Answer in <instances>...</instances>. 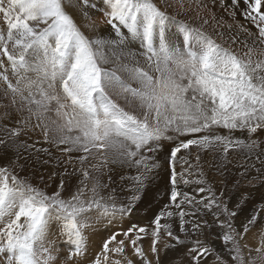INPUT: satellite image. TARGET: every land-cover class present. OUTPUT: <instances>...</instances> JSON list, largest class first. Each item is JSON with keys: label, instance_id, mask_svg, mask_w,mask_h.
Masks as SVG:
<instances>
[{"label": "snow or ice", "instance_id": "1", "mask_svg": "<svg viewBox=\"0 0 264 264\" xmlns=\"http://www.w3.org/2000/svg\"><path fill=\"white\" fill-rule=\"evenodd\" d=\"M79 3L90 6L88 0H79ZM103 3L109 9L105 12L107 23L118 39L109 41L86 35L66 10L77 7V0H0V18L6 24V30L0 28V55L11 62V72L16 78L13 83L8 69L0 70V80L6 84L5 98L10 92L13 104L19 97L28 106L29 119L35 117V126L43 128L46 140L48 113L54 111L64 121L57 130L66 134L60 135L55 143L66 146L63 152L82 153L76 159L85 179L89 171L83 167L84 162L94 153H101V163L106 165L109 159L104 153L115 150L112 163L142 169L130 178L136 185L134 193L142 190L147 173L160 167L155 160L160 141H178L169 157L170 205L178 211L174 213L165 206L154 218L155 227L150 235L155 264H160L157 244L161 231L175 241V244H165V250L184 242L180 235L174 234L171 223L161 221L178 217V231L187 238L213 226L207 220L185 219L205 212L213 215V224L221 229L219 238L225 250L230 255L234 252L231 258L244 264L232 220L237 213L230 211L214 192L208 198L196 200L181 190V184L189 183L186 173L192 165L186 157H178V153L193 146L207 151L219 148L226 160L230 150H238L248 158L254 157L264 167L261 141L250 138L258 130H264V0H231L233 6L244 4L246 18L252 20L258 30L251 45L242 41L248 48L242 55L200 28L169 15L154 0H103ZM175 3L184 10V0H175ZM200 3L201 0H197L198 6ZM173 21L181 33L179 43L167 34L168 25ZM129 38L139 39L144 51L126 50ZM230 39L237 42L236 37ZM105 49L111 51L106 53ZM137 55L142 56L144 66L136 59ZM121 57L129 63L121 64ZM114 62L117 67H106ZM117 68L127 72L138 87L121 78ZM30 72L35 74L34 79L28 75ZM117 86L138 101L141 115L126 110L112 98L109 89ZM219 128L226 129L229 135L213 132ZM169 130L176 135H168ZM237 130L246 132L249 139L232 138L231 133ZM0 132L3 133L0 135L3 149L14 147L19 151L20 147H27L17 146L13 139L21 134L20 127L3 128ZM73 132L76 134L72 135ZM180 136L194 138L179 140ZM196 160H200L199 154ZM177 162L187 164L188 169L177 172ZM251 167L255 168V164ZM246 172L247 167L241 175ZM198 183H203V179ZM102 187L104 185L94 184L87 200L84 187H78L70 197L64 198L61 195L63 181L49 195L18 177L9 167H0V255L5 256L4 264H53L59 252L56 241L49 239L53 224L69 247L67 259L83 256L87 251L85 229L91 227L90 216L94 212L109 217L129 213L140 198L133 194L127 205L117 206L111 197V202H106L100 196L98 189ZM207 190L212 192L211 188ZM199 191L203 193L205 189L201 187ZM184 205L194 206V210L185 211ZM221 216L224 218L220 219ZM258 216L259 212L254 213L243 224L244 233L256 223ZM134 229L135 226L129 228L123 235L128 238ZM136 233L135 239L130 240L135 254L142 264H152L137 245L142 238L140 233L147 234L148 230L141 227ZM117 235L112 234L104 242L92 264H107L109 251L124 253V240L109 248ZM229 243L231 248L227 247ZM194 245L190 250L193 264H201L210 255H215L218 264H227L203 240L195 239ZM262 248L264 240L255 251L259 253ZM112 264L121 262L114 260ZM128 264L132 261L128 260Z\"/></svg>", "mask_w": 264, "mask_h": 264}, {"label": "rangeland", "instance_id": "2", "mask_svg": "<svg viewBox=\"0 0 264 264\" xmlns=\"http://www.w3.org/2000/svg\"><path fill=\"white\" fill-rule=\"evenodd\" d=\"M96 1L97 2L93 0L92 2L96 4L101 1V5H104L103 0ZM154 2L157 4V6L167 11L169 15L176 16L177 20L184 21L189 24L191 23V25H193L194 27L200 28L202 31L213 36L217 40V42L224 43L226 47H231L241 55L248 51V48L244 43H242V41L246 40L247 43L251 45L253 37L258 35V30L254 26L253 21L246 18L244 14L245 6L243 3H241L239 6H233L231 0H223V3L221 2V0H201L200 5L198 6L197 0H195V2L194 0H184V10L181 11L180 5L176 4L175 0H154ZM168 4H172L173 6L167 7L166 5ZM241 5L244 7L242 15L243 17H241L240 14L242 12ZM66 10L68 11L67 8ZM108 10L109 9L107 7L100 8V11L95 8L93 15H99H97L96 17H91L90 21L94 22L95 20L96 23L94 25L90 24L89 26H98L100 30H98L99 28L95 29L96 32L88 30L89 33L86 30L82 29L81 24L78 23V19H75L76 16L70 13V11L68 12L73 16L78 26L81 27V30L86 35H88L89 37L99 36L104 38L105 40L111 41L118 39V37L114 34L111 26L107 23L108 18L105 16V12ZM196 13L199 15H197ZM99 20L101 22L100 24L98 23ZM205 20H207L208 23H204ZM0 28L6 30V24L2 18H0ZM244 29H247V32H245ZM221 33L223 34L222 36L220 35ZM249 33H251V35H249ZM167 34L172 39H175L177 43H179V37L181 33L176 21H173L168 25ZM230 37H236L237 42L233 43ZM9 47L11 49V45H9ZM257 47L262 46L258 45ZM126 50H130L135 53H142L144 51V48L139 39L129 38L126 41ZM105 51L106 53H108L111 51V49H105ZM136 59L140 60L141 66H144L145 62L142 56L137 55ZM0 61H2L0 70L7 68V74L9 75V78L13 83H15L16 78L11 72V62L8 61L6 56L2 55H0ZM120 63L127 64L129 63V61L126 58L121 57ZM106 67H117V65L114 62L112 64L106 65ZM117 71L121 78L127 80L133 87H138L137 82L133 80L127 72L119 68H117ZM28 75L33 79L35 78L34 73L30 72L28 73ZM5 89L6 84L2 80H0V129L20 127L22 129L21 134L18 137H14L13 139L15 140V144L17 146L26 145L27 147H20L19 151H17V148L14 147H10L8 149H3L2 147H0V159L5 158L11 160L10 157L13 155L14 151H16L17 154L20 153L19 156L14 160L15 163L13 162V160H11V163L7 165L0 160V167H9L10 170L14 171V173L18 177H20L21 179H26L34 187L45 191L49 195L56 191L61 181H63L64 188L61 192V195L64 198L70 197L77 191L78 187H84V199L87 200L92 195L91 189L93 185L97 183L104 185V187L98 189L100 196H102L106 202H111L109 201V197H111L112 201H114L117 206L121 204L127 205L129 202V198L133 194H138L140 197L132 205L131 211L123 215L117 213L115 216L109 217L100 215L98 212H94L88 219V223L91 225V227L85 229L87 246H89L90 249L87 248V251L83 256L75 257L72 260L67 259L69 254V247L63 242L65 238L59 235L57 225L53 224V228H51L50 230L49 239L55 240L56 247L59 249L57 259L53 262V264H92V261L95 259L96 255L102 251L104 242L108 239V237H106L105 241L100 246H96V248L98 247L96 249L95 247L91 248L89 245V242L95 245L94 241L92 240V236L98 233H109L107 236L110 237L112 235L111 232H113V234H118L116 237L117 241H114V244L111 243L113 246L116 247L118 245L117 242H119L120 240L125 241L124 253L119 255L113 253L115 254L113 255L112 251H109V261L107 262V264H112L114 260H120L121 264H126L124 260L126 256L136 258V254L133 250L134 248H131L133 246L131 245V247H128V243L131 239H135L137 234L136 230L141 227L146 228L148 230V233H140L142 238L137 241V245L142 247L146 256V249L148 250V252L150 251V254L153 257L152 264H155L156 256L151 252L153 237L150 235L151 231L155 227L153 223L154 218L162 209L165 208V206H169V210L173 211L174 213L178 211V209L170 205L169 189H171V169L168 164L170 147L174 146L176 143H172L169 146V140H166V142H164L165 140L160 141V144L164 142V144L162 145V151L159 148V150L155 153L156 161L160 157L162 159V162L159 163L160 167L147 173V179L144 181L143 188L139 193L133 192V188L136 187V185L135 182L130 178L137 176L139 172L142 171V169L138 170L137 168L130 167L127 164L112 163L111 160L115 155V150L104 153V155H107L109 159V163H107L106 165H103L101 163V153H94L93 155L89 156V158L84 162L83 165V167L89 171V177L85 179L81 172V165L76 159L79 155H82V153L77 151L71 153L63 152L62 148L66 146H57V144L55 143L56 139L60 135L66 134L57 130L58 127L64 123V121L58 118L55 115L54 111H50L48 113L47 122L49 125V130L48 139L46 140L43 128L35 126L37 123L35 117L33 116L31 117V119H29L30 113L28 110V106L24 102H22L19 97H17L16 103L13 104L11 100L12 94L10 92L8 97L5 98ZM57 90L59 91V88H57ZM109 94L126 110L131 111L137 115L142 114V109L139 107L138 101L133 99L129 94L123 93L122 89L119 86L109 89ZM25 95H27V92H25ZM52 107L55 108V105H53ZM25 121L27 122L25 123ZM52 121H56V123L53 124ZM213 132L221 135H229L228 131L223 128L213 129ZM71 134L75 135L76 133L73 132ZM167 134L176 135L171 130H169ZM0 135H3V133L0 132ZM231 136L234 139H249V136L246 132L239 130L231 133ZM185 137L186 136H180L178 137V139L186 140L190 138ZM250 138L258 139L259 141H261L260 149L264 150V130H258V132L256 134H252ZM41 149H46L47 151H40ZM165 152L169 153L165 154ZM197 154H199L200 156L199 161L196 160ZM179 156L186 157L192 165L190 169H188L187 164L181 162H177L175 165L177 172L188 169L186 178L189 180V183L187 185L181 184V190H185V192H188L190 196L195 197L196 200H199L202 197L206 198V196L208 198L214 192L216 196L219 197V200L222 203H226L228 205L230 211H235L237 213V215L233 217L232 220L233 227L236 230L235 239L238 242V246L241 250V255L244 257V264H250V261L252 262V264H264V251L261 250L258 253L255 251V248L252 251L246 252L249 247L243 244L244 239L240 236V232L243 231V224H245L250 219V217L246 218L243 215H240L241 211L247 209V211H249L251 215L256 212H259L260 216H262L263 214L264 207L262 206H264V191L259 192L255 190L259 185H261V183L264 184V167H262L254 157L248 158L245 156L243 151L238 150L229 152L227 154L226 160L223 158L222 152L219 148H214L211 151H207L192 147L187 151L182 150V152L178 154V157ZM252 164H255V168L251 167ZM93 165H96L97 167L94 168L92 167ZM32 166L33 168H31ZM37 166L39 168H37ZM246 167L247 173L245 175H241L242 172H245ZM257 169H260V171H257ZM201 173H203V177H201ZM250 173L252 174L249 175ZM122 177H124V179H122ZM201 179H203V183H198V181ZM81 181H84V184H81ZM201 187L205 189L203 193L199 191V188ZM208 188H211L212 192H209L207 190ZM243 188H245V190H250H247L243 193ZM221 193H223L222 196ZM252 194L253 196L256 195L259 199L258 204H248V202L251 200ZM234 195H237L236 198L238 199L239 204H231V200ZM184 210L191 212L194 210V206L184 205ZM212 211L215 212L216 209ZM221 218L223 219L224 217L221 216L220 219ZM185 219L207 220L208 223L212 224L213 226L211 228H204L200 233H196L185 238L184 234L179 233L178 231V217L174 216L171 220H168L167 218L162 220V223H171L173 226L174 234L180 235L182 241H184L183 243L177 244L175 246V248L179 249V251L182 253V257L181 255H179L178 257L174 256L173 254L169 255L167 256V259L169 258V263H173L172 261L176 258L180 262H186L181 260H185L186 258L187 264H193V261L191 259L192 253L190 250L195 247L194 240L201 239L205 242L206 245L213 247L215 249V253L219 255L224 261H226L227 264H238L237 261H234L231 258V255H235V253L233 252L230 255L225 250V246L222 240L219 238L221 229L213 224L214 217L212 214L205 212L203 215L198 214L193 217H185ZM258 221L260 220L257 217L256 223L253 224V226L250 225L249 229L255 228L254 226L258 224ZM133 226H135L134 231L129 233L128 238H126L123 233L128 232L129 227L133 228ZM89 231L91 232L90 235L88 234L90 233ZM166 238L168 239L166 240ZM162 240L163 245L159 247L158 245ZM160 241L157 244L158 253L162 252L165 255L167 254L166 251H169L170 249L165 250L164 245L175 244V241L165 236L164 231H161L160 233ZM227 247L231 248L232 244L229 243ZM109 248L112 249L110 245ZM128 250H131L133 252L130 253ZM162 253L161 255H159L160 264H165V255H163ZM54 254H56L55 249ZM111 255H113V258ZM214 258L215 255H210L205 257L202 261L203 263L206 260L207 262H209ZM4 261L5 256L0 255V264H4Z\"/></svg>", "mask_w": 264, "mask_h": 264}, {"label": "bare ground", "instance_id": "3", "mask_svg": "<svg viewBox=\"0 0 264 264\" xmlns=\"http://www.w3.org/2000/svg\"><path fill=\"white\" fill-rule=\"evenodd\" d=\"M93 0H88V2H89V5L90 6H88V7H85L82 3H79V0H77V3H78V6L77 7H67V9H68V11H70V13H72V14H74L75 16H76V18L75 19H78V23L79 24H81V27H82V29H84V30H86L87 32H88V30L89 31H93V32H96V30L95 29H97V28H99L98 26H89L90 24H95L96 22H95V20H94V22L92 21H90L91 20V17L92 16H94L93 14V12H94V10H95V8H97L98 9V11H100V8H105L106 7V5L104 4V5H101V1L99 2V3H94V2H92ZM95 2H97L96 0H94ZM166 1V0H165ZM192 1V0H191ZM173 2V1H172ZM194 2H195V0H194ZM103 4V3H102ZM174 4V3H173ZM195 4V3H194ZM94 5H96V6H94ZM159 5V4H158ZM160 5H162V4H160ZM198 5V4H197ZM91 7H93V8H91ZM195 8V7H194ZM243 6L241 5V17H243L242 15H243ZM163 10V9H162ZM87 13L88 15H87V17H85V15H84V13ZM195 12H196V10H195ZM214 12V11H213ZM245 12V11H244ZM168 13V12H167ZM197 14V13H196ZM97 15H99V14H97ZM96 15V16H97ZM197 15H199V14H197ZM96 16H94V17H96ZM238 17V16H237ZM190 18H191V16H190ZM193 19H194V17H193ZM242 19V18H241ZM196 20V19H195ZM197 21V20H196ZM98 23L100 24L101 22H100V20L98 21ZM98 24V25H99ZM106 24V23H105ZM191 24V23H190ZM98 30H100V28L98 29ZM85 31V32H86ZM89 33V32H88ZM99 33V32H98ZM101 33V32H100ZM90 34H92V33H90ZM224 34H225V32H224ZM94 37V36H93ZM130 51V50H129ZM136 51V50H135ZM108 52V51H107ZM140 58V57H139ZM35 75V74H34ZM262 136V135H261ZM10 152V151H9ZM7 153V152H6ZM6 153H4V154H6ZM13 153V152H12ZM20 154V153H19ZM19 154H17V152L16 151H14V153H13V155L10 157V159L11 160H13V162H14V160L16 159V157H18L19 156ZM9 156V155H8ZM23 157V156H22ZM164 158V157H163ZM4 164H10L11 162V160H9V159H5V158H1L0 159ZM19 160V159H18ZM22 160V159H21ZM24 160H26V159H24ZM20 162V161H19ZM1 163V162H0ZM2 163V164H3ZM15 163V162H14ZM13 163V164H14ZM18 164V163H17ZM28 165V164H27ZM14 166V165H13ZM17 167V166H16ZM36 167V166H35ZM31 168H33V166L31 167ZM30 168V169H31ZM37 168H39L38 166H37ZM116 170H118V169H116ZM157 172V171H156ZM221 172V171H220ZM250 172V171H249ZM252 172V171H251ZM247 173V172H246ZM161 174H162V172H161ZM252 173H250L249 175H251ZM162 178V177H161ZM157 179H159V178H157ZM237 179V178H236ZM243 182V181H242ZM238 183V182H237ZM245 183V182H244ZM215 187V186H214ZM170 188V187H169ZM168 188V189H169ZM184 189V188H183ZM186 189V188H185ZM217 189V188H216ZM244 190H243V193L244 192H246L247 190H250V189H246L245 190V188H243ZM170 190V189H169ZM153 191V190H152ZM183 191V190H182ZM185 191V190H184ZM252 191V190H251ZM255 191H259V192H263L264 191V184H262L261 183V185H259L258 187H257V189L255 190ZM241 192V191H240ZM154 193V192H153ZM156 194V193H155ZM238 195V194H237ZM237 195H234V197H232V200H231V204H239L238 203V199L236 198L237 197ZM252 197H251V200L248 202V204H258V202H259V199L257 198V196L255 195V196H253V194L251 195ZM206 198H207V196H206ZM230 204V203H229ZM214 210V209H213ZM254 213V212H253ZM240 215H243L244 217H246V218H248V217H250L251 218V213L249 212V211H247V209H244L243 211H241L240 212ZM137 218V217H136ZM222 219V218H221ZM258 219L260 220V221H258L257 223L258 224H256V226H254L255 228H252V229H249V231L247 232V233H244L243 231H241L240 232V236L244 239L243 240V244L244 245H246L247 247H249V249H247V251L246 252H248V251H252V250H254L255 248H258V247H261V240H264V211H263V214H262V216H260V214H259V216H258ZM101 220V219H100ZM121 221V220H120ZM119 223V222H118ZM106 225H107V223H106ZM121 225H122V222H121ZM258 225V226H257ZM253 226V225H252ZM52 228H53V226H52ZM130 228V227H129ZM115 229H116V227H115ZM91 231V230H90ZM89 231V232H90ZM88 232V231H87ZM111 232V231H110ZM89 235L91 234V232L90 233H88ZM109 233H98V234H94L93 236H92V240L94 241V243H95V245H93L91 242H89L90 244V247L91 248H93V247H95L96 248V246L97 245H101L104 241H105V238L106 237H108L109 238V236H107ZM111 234H113V232H111ZM166 236V235H165ZM121 237V236H120ZM203 237V236H202ZM241 238V239H242ZM168 238H166V240H167ZM164 240V239H163ZM163 240L162 241H160V243H159V247L160 246H162L163 245ZM117 241V240H116ZM114 242V241H113ZM112 242V243H113ZM118 243V242H117ZM169 243V242H168ZM114 244V243H113ZM110 246L112 247V248H114L115 246H113L112 244H110ZM118 246V245H117ZM128 247H131V243L129 242L128 243ZM87 248H89V246H87ZM98 248V247H97ZM96 248V249H97ZM131 248H133V247H131ZM148 248V247H147ZM90 249V248H89ZM95 249V250H96ZM134 250V249H133ZM168 250V249H167ZM262 250L264 251V248H262ZM130 253H132L133 251H131V250H128ZM146 253H147V258H148V260L149 261H151V262H153V257H152V255L150 254V251L148 252V250L146 249ZM163 251V250H162ZM167 252V254L165 255V254H163L162 252H160L159 253V255H161V253L163 254V255H165V257H164V263L165 264H187V259L185 258V260L184 259H181L182 261H186V262H180L177 258L176 259H172L173 261V263H169L168 262V260H169V258L167 259V256H169V255H174V256H176V257H178L179 255H181V257H182V253L179 251V249H177V248H175V247H173V248H171L169 251H166ZM112 254H113V252H112ZM113 255H115V254H113ZM113 255H111L112 256V258H113ZM119 255V254H118ZM163 255H162V257H163ZM121 257V256H120ZM135 257L136 258H133V257H130V256H126L125 258H124V260H125V263L126 264H128V260H130V258H131V261H132V263H136V264H142V260L137 256V255H135ZM187 257V256H186ZM180 258V257H179ZM162 259V258H161ZM123 260V261H124ZM201 264H218V262L216 261V259L214 258V259H211L209 262H207V260L203 263V261H201Z\"/></svg>", "mask_w": 264, "mask_h": 264}]
</instances>
